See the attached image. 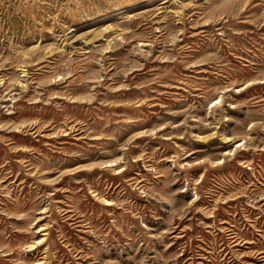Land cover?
<instances>
[{
	"label": "rangeland",
	"instance_id": "rangeland-1",
	"mask_svg": "<svg viewBox=\"0 0 264 264\" xmlns=\"http://www.w3.org/2000/svg\"><path fill=\"white\" fill-rule=\"evenodd\" d=\"M0 264H264V0H0Z\"/></svg>",
	"mask_w": 264,
	"mask_h": 264
},
{
	"label": "bare ground",
	"instance_id": "bare-ground-1",
	"mask_svg": "<svg viewBox=\"0 0 264 264\" xmlns=\"http://www.w3.org/2000/svg\"><path fill=\"white\" fill-rule=\"evenodd\" d=\"M71 129H72V128H71ZM67 211H69V210L64 211V213L66 214Z\"/></svg>",
	"mask_w": 264,
	"mask_h": 264
}]
</instances>
